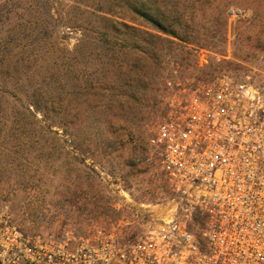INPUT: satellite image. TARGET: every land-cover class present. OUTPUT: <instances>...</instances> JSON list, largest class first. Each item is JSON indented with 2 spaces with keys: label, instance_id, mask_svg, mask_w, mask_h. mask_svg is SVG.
Instances as JSON below:
<instances>
[{
  "label": "rangeland",
  "instance_id": "rangeland-1",
  "mask_svg": "<svg viewBox=\"0 0 264 264\" xmlns=\"http://www.w3.org/2000/svg\"><path fill=\"white\" fill-rule=\"evenodd\" d=\"M118 1L0 0V205L26 233L148 231L171 207L150 140L175 84L227 73L264 93V0H146L185 14L190 41L150 39L155 57L86 88L88 46L62 17Z\"/></svg>",
  "mask_w": 264,
  "mask_h": 264
},
{
  "label": "built area",
  "instance_id": "built-area-1",
  "mask_svg": "<svg viewBox=\"0 0 264 264\" xmlns=\"http://www.w3.org/2000/svg\"><path fill=\"white\" fill-rule=\"evenodd\" d=\"M150 147L171 207L144 233H26L0 205V264H264V93L227 73L178 82Z\"/></svg>",
  "mask_w": 264,
  "mask_h": 264
},
{
  "label": "trees",
  "instance_id": "trees-1",
  "mask_svg": "<svg viewBox=\"0 0 264 264\" xmlns=\"http://www.w3.org/2000/svg\"><path fill=\"white\" fill-rule=\"evenodd\" d=\"M118 4L120 11L112 8L107 11L92 10L86 5L82 17L78 18L69 13L62 17L66 29L77 30L81 34L77 39L76 51L88 46L87 51L81 54L92 70L86 88H93L95 73L100 74V78H105L118 65L122 69L132 64L138 67L145 58L155 57V43L150 39L167 41L164 37L166 36L183 42L190 41L184 35L188 29L185 14L169 12L157 4V7H153L146 0H119ZM121 28L129 32L120 39L116 34H119ZM130 51L136 56L131 63ZM32 106L39 111L36 103H32ZM55 133L59 134L58 131Z\"/></svg>",
  "mask_w": 264,
  "mask_h": 264
}]
</instances>
